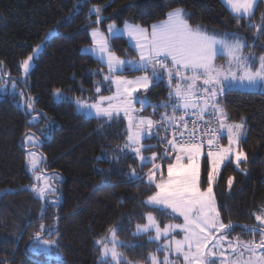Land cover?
I'll list each match as a JSON object with an SVG mask.
<instances>
[{
    "label": "trees",
    "instance_id": "obj_1",
    "mask_svg": "<svg viewBox=\"0 0 264 264\" xmlns=\"http://www.w3.org/2000/svg\"><path fill=\"white\" fill-rule=\"evenodd\" d=\"M93 7L102 9L104 21L100 25H95L94 14L90 16ZM175 8L184 9L193 27L220 35L237 33L252 45L246 52L264 54V37L256 40L254 29L242 26L244 22L237 25L222 0H0V61L12 76H19L21 62L47 33L57 30L44 44L25 88L35 102V111L50 120L53 127L37 147L44 158L43 169L61 177L55 182L57 194L61 195L58 207H49L41 220L45 201L28 188H19L32 182L22 141L33 131L35 123H29L19 97L14 98L13 92L6 93L0 100V192L16 189L0 196V261L98 264L100 253L95 240L114 227L122 228L118 237L126 245L121 251L127 260L145 264L147 253L155 251V244L148 243L147 235H133L136 225L144 223V215L151 211L143 206L154 189L146 186L145 172L149 168H143V182L131 180L128 168L136 166V160L116 158L117 147L126 138L124 122L102 127V121L80 113L72 98L90 96L99 73L106 67L92 55L81 52L82 46L90 43V28L98 26L105 30L113 21L118 26L127 21L148 27L164 20ZM262 14L263 3L258 6L254 23L260 22ZM110 44L119 55L134 54L123 36L110 38ZM56 89L65 98L56 101ZM168 91L169 85L162 80L144 94L151 104L163 103L168 99ZM220 99L230 122H239L241 118L246 121L242 147L248 160L246 164L241 162L240 169L227 162L216 180L214 194L224 223L237 225L233 232L239 238H247L250 234L241 231L242 227L255 225V214L264 209V92L240 90ZM147 111L152 114L151 108ZM159 139L157 136L149 142H155L154 149L163 153L164 146L157 144ZM208 170L203 161L204 187ZM230 177L231 189L227 183ZM153 214L162 226L172 221L159 213ZM41 223L59 230V237H55L61 259L57 262L44 252L29 250L30 238L39 231Z\"/></svg>",
    "mask_w": 264,
    "mask_h": 264
},
{
    "label": "snow or ice",
    "instance_id": "obj_2",
    "mask_svg": "<svg viewBox=\"0 0 264 264\" xmlns=\"http://www.w3.org/2000/svg\"><path fill=\"white\" fill-rule=\"evenodd\" d=\"M222 3L237 25L244 22L242 26L254 29L256 40L264 37V14L259 23H254L258 6L264 0H222ZM93 13L95 25L102 24V9L94 7L90 16ZM190 19L183 8H175L167 13L166 19L152 24L150 29L127 21L123 28H119L113 21L107 25L109 35L105 36L99 27L93 26L90 33L92 46L86 51L94 55L102 67H107V73L103 74L106 83L95 86L94 98H77L75 103L84 115L102 121V127L127 120L126 143L116 158L139 160L141 169L149 168L146 186H154V189L147 195L143 206L151 211L143 217L146 223H138L133 233L134 236L147 235L148 243L155 244V251L147 253L145 264H264V209L255 214L256 225H245L241 229L253 237L258 235L259 240L229 239L238 226L232 222L224 223L213 191L220 169L227 166L226 162L235 163L240 169L241 162L246 164L248 160L242 147L246 140V121L241 118L239 122H230L220 98L245 89L258 88L264 92V54L245 55L244 50L252 45L237 33H209L199 26L194 28ZM122 36L128 37L138 60L122 59L115 53L109 37L118 39ZM38 52L39 47L34 48L33 54L21 62L23 79L11 81L13 97L18 96L23 101L26 114L31 113L35 102L30 95L25 96L19 85L27 86ZM218 58L225 59L226 63L216 64ZM2 63L0 61V65ZM132 72L144 75L127 79L125 73ZM165 77L172 89L168 97L170 103L151 104L147 95H137L147 93ZM113 86L115 91L111 92ZM102 88L111 94L103 95ZM54 95L62 98L61 90L56 89ZM148 108L152 109L150 116L137 115ZM160 109L164 112L159 119H153ZM213 121L216 127L210 126ZM225 135L226 145L221 143ZM157 136L160 137L157 144L164 146L160 154L153 150L155 145L147 143ZM24 143L32 148L41 142L35 134H26ZM146 151H151L152 155L145 156ZM129 153L134 155L129 157ZM202 160L209 167L207 187L203 190ZM38 162L37 153L28 152L29 170L36 181L30 185V191L45 201L40 216L43 220L49 207H58L59 196L52 181L61 177L39 174L43 170L37 168ZM128 176L134 181L144 180L135 168ZM227 183L231 189L233 179L230 177ZM154 212L172 220L182 217L183 222L162 226ZM120 231V227L109 228L108 234L95 240L100 253L98 264H132L121 251L126 245L119 240ZM174 233H182L183 238L177 239ZM59 235L57 228L41 223L39 231L30 238L29 250L35 253L58 250L59 241L52 237ZM0 264L7 262L0 261Z\"/></svg>",
    "mask_w": 264,
    "mask_h": 264
},
{
    "label": "rangeland",
    "instance_id": "obj_3",
    "mask_svg": "<svg viewBox=\"0 0 264 264\" xmlns=\"http://www.w3.org/2000/svg\"><path fill=\"white\" fill-rule=\"evenodd\" d=\"M263 5H264V3H263ZM94 8V7H93ZM92 8V9H93ZM94 14V13H93ZM95 15V14H94ZM130 23V22H129ZM155 23H157V22H155ZM155 23H153V24H155ZM109 24V23H108ZM107 24V25H108ZM152 25V24H151ZM150 25V26H151ZM123 26L124 25H122V26H118L117 25V27H119V28H123ZM150 26H148L147 28H149L150 29ZM98 27V26H97ZM93 28V27H92ZM92 28H90V30H89V34L91 33V31H92ZM100 30L105 34V36H108L109 34H108V32H107V26H106V29L105 30H102L101 28H100ZM57 34V30L56 29H52V30H50L48 33H47V35H46V37L44 38V40L41 42V43H39V44H37L36 46H35V48H37V47H39V52H38V54H36V56H35V59H34V62H33V64H32V69H31V71L33 70V68L35 67V65H36V62H37V59H38V57H39V54H40V52L43 50V48H44V44L46 43V41H48L49 39H51L53 36H55ZM229 34H231V33H229ZM126 40H127V43H128V45L130 46V43H129V39H128V37L127 36H123ZM110 38L111 37H109V43H110ZM91 35H90V43L89 44H86V45H83L82 46V48H81V52H83V53H87V54H90V55H92L91 53H89L88 51H86L87 49H89L92 45H91ZM116 53V52H115ZM249 53H251V54H253L252 52H249ZM248 52H246L245 53V55H248L249 54ZM32 54H33V52H32ZM32 54H30V55H32ZM117 54V53H116ZM118 56H120V58H122V59H131V60H138V54L134 51V54H129V55H119V54H117ZM93 57H95L94 55H92ZM96 58V57H95ZM97 59V58H96ZM215 63L216 64H218V65H222V64H225L226 63V60L225 59H223V58H218L216 61H215ZM0 68H2L3 69V71L2 72H0V76H2V80H0V100L3 98V97H5V95H6V93H12L13 92V89H12V87H11V81H20V80H22L23 79V70L21 69V73L19 74V76L18 77H15V76H12L11 75V73L9 72V70H7V69H4L3 68V66H1L0 65ZM31 73V72H30ZM105 73H107V67H105V70H103L102 72H100L99 73V76H98V78L96 79V83H95V86L98 84V83H106V82H103V74H105ZM150 74V73H149ZM141 75H144V73H142V72H132L131 74H128V73H125V76H126V78L127 79H135L136 77H138V76H141ZM165 82H166V84L168 85V81H167V77H165ZM28 81H29V79H28ZM95 86H94V89H93V93L90 95V96H88V97H85V98H89V97H92V98H94L95 97ZM19 87L20 88H23V90L25 91V96L27 97L28 96V94H27V91H26V88H25V86L24 85H19ZM115 91V88H114V86L112 87V89H111V92H114ZM244 91H250V92H262L260 89H258V88H256V89H245ZM111 92L110 91H108L107 89H105V88H102V94L103 95H110L111 94ZM61 93H62V98H57L55 95H54V99L56 100V101H60V100H62L63 98H65V95L63 94V92L61 91ZM137 95H145L143 92H141V93H138ZM85 98H81V99H85ZM77 98H72V101L75 103V100H76ZM34 101V100H33ZM19 102H20V105L25 109V111H26V108L23 106V101H21L20 100V98H19ZM76 104V103H75ZM77 106V105H76ZM139 104H137L136 105V108L137 109H139ZM77 110H78V107H77ZM148 110V109H147ZM144 111V112H138L137 113V115H143V116H150V114H149V112L148 111ZM80 113H82L80 110H78ZM83 114V113H82ZM33 116H35L36 117V119L35 120H33L32 119V117ZM86 116V115H85ZM28 117H29V120H31V122L32 123H35V127L32 129L33 131H31L30 133H28V134H35L36 135V137L40 140V142H42V140H43V138H46V137H48L49 136V134H50V132H52V129H53V127H52V123H51V121L50 120H48L47 118H45L40 112H37V111H35V107H34V105H33V110L31 111V113L30 114H28ZM87 117H93V118H95L94 116H87ZM121 117H123V113H121ZM153 118V117H152ZM122 121L124 122V125H125V131H126V137H127V120H125V119H122ZM225 141L223 142V144H227V138L225 137V139H224ZM22 143H23V146L25 147V149H26V167H27V170H28V173H29V175H30V177H31V179H32V182L30 183V184H28V185H25V186H21V187H19V188H28L29 190H30V185H32L33 183H36V181L33 179V173H32V171H30L29 170V166H28V152H30V151H35L36 153H37V157H38V165H37V168L38 169H42L43 171L41 172V173H39V174H42V175H44V176H52V177H55V176H57L56 174H54V173H47L44 169H43V162H44V158H43V156H42V154L39 152V150L37 149V147H39L40 145H41V143L40 144H38L36 147H32V149H30L25 143H24V139H23V141H22ZM124 143H126V138H125V141L120 145V146H118L117 147V149H118V152H119V149L124 145ZM147 143H150V144H152V145H156V143L155 142H149V141H147ZM154 151H156L158 154H160L157 150H155L154 149ZM130 155H134V154H132V153H129ZM145 156H147V157H150L151 155H152V152L151 151H146V152H144L143 153ZM42 157V159H40ZM136 163H137V165L136 166H130V168H128V173L131 171V169H133V168H135L136 169V172H137V174H139V175H141L143 172H144V170L143 169H141L140 168V161L139 160H136ZM227 163V162H226ZM202 164H203V160L201 161V180L203 179V176H202ZM223 168V166L221 167V169ZM221 169H220V171H221ZM164 173H165V176H166V165L164 166ZM149 171V170H148ZM148 171H146L145 172V179H146V181H147V173H148ZM218 178V177H217ZM217 180V179H216ZM55 182H57V181H52V183L54 184V186L56 187V189H57V192H58V188H57V186L55 185ZM148 182V181H147ZM215 183H216V181H215ZM215 183H214V185H215ZM207 187V185L204 187L202 184H201V189L203 190V189H205ZM15 189L16 188H7V189H4L3 191H1L0 192V196H1V194H3L4 192H13V191H15ZM213 191H214V186H213ZM34 193V192H33ZM35 194V193H34ZM36 195V194H35ZM37 196V195H36ZM216 204H217V202H216ZM154 215V214H153ZM159 221V220H158ZM183 222V219H182V217H178V220H172V221H169V222H167V223H165V224H169V223H182ZM144 223H146V221L144 222ZM258 222L256 221L255 222V225L257 224ZM164 224V225H165ZM52 228V227H51ZM135 231H136V228H135ZM174 235H176L175 233H174ZM238 236H237V234L235 233V232H233L232 234H230V236H229V239H236ZM176 238L177 239H182L183 238V234L182 233H179L178 235H176ZM239 238V237H238ZM52 239H54V240H57L56 239V237L54 236V237H52ZM241 241H248V240H252V239H256V240H259V236L258 235H256L255 237H253L252 235H250L249 237H247V238H239ZM41 252H43V251H41ZM45 254H47V256H48V258L49 259H51V260H54L55 262H57V261H59L60 259H61V254H60V252L58 251V250H56V249H53V250H51V251H49V252H44ZM163 258V257H162ZM161 258V259H162ZM132 264H142V263H137V262H132Z\"/></svg>",
    "mask_w": 264,
    "mask_h": 264
},
{
    "label": "built area",
    "instance_id": "obj_4",
    "mask_svg": "<svg viewBox=\"0 0 264 264\" xmlns=\"http://www.w3.org/2000/svg\"><path fill=\"white\" fill-rule=\"evenodd\" d=\"M171 90H172V89L169 87L168 97H169V92H170ZM163 103L167 104V103H170V101H169V99H167V101H165V102H163ZM152 104H159V103H157V102H153ZM163 112H164V109H160V110L156 113V119H159L160 115H161ZM168 112H169V115H170V114H171V109H169ZM210 126H211V127H216L217 124H216L215 121H213V122L210 124ZM190 127H191V125H190ZM225 137H226V135L224 136V139H225ZM224 139L221 140V143H222V144H223V142H224Z\"/></svg>",
    "mask_w": 264,
    "mask_h": 264
},
{
    "label": "crops",
    "instance_id": "obj_5",
    "mask_svg": "<svg viewBox=\"0 0 264 264\" xmlns=\"http://www.w3.org/2000/svg\"><path fill=\"white\" fill-rule=\"evenodd\" d=\"M166 18H167V17H166ZM166 18H165V19H166ZM159 22H160V21H159ZM159 22H157V23H159ZM194 28H195V27H194ZM244 52L246 53V51H245V50H244ZM250 52H251V51H250ZM248 53H249V52H248Z\"/></svg>",
    "mask_w": 264,
    "mask_h": 264
},
{
    "label": "water",
    "instance_id": "obj_6",
    "mask_svg": "<svg viewBox=\"0 0 264 264\" xmlns=\"http://www.w3.org/2000/svg\"><path fill=\"white\" fill-rule=\"evenodd\" d=\"M61 198V195H59V199Z\"/></svg>",
    "mask_w": 264,
    "mask_h": 264
}]
</instances>
